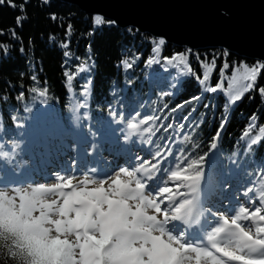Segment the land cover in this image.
<instances>
[{"label": "snow or ice", "instance_id": "snow-or-ice-1", "mask_svg": "<svg viewBox=\"0 0 264 264\" xmlns=\"http://www.w3.org/2000/svg\"><path fill=\"white\" fill-rule=\"evenodd\" d=\"M29 2L22 0L17 5L16 0H0V6L8 5L18 10L15 26L10 29L17 43L22 40L17 28L22 30L30 20ZM44 4L51 7V0H44ZM219 14L226 20L231 19L230 9ZM49 18L59 20L56 12L50 13ZM89 21L87 49L94 55L95 39L105 29L119 30L120 20L97 12L90 14ZM73 28L72 23L67 24L65 36L69 39L60 45L61 49L69 48ZM124 31L134 40L149 38L141 34V28L136 27L134 21L129 22ZM6 34L0 29V36ZM49 39L55 41L56 37ZM149 43L150 52L160 54L168 41L165 34L156 33ZM233 47L228 43V47L221 50L222 68L214 87L206 86L208 72L201 79L188 67V55L209 67L193 48L164 57L169 63L179 58L181 64L176 67L186 68L198 84L205 85L199 94L173 107L171 113L193 101L199 102L205 92L217 93L218 90L228 92L232 104L241 101L245 93L252 94L249 99H255L258 93L264 102V86H258V79L264 75V56L252 63L233 64L230 63ZM0 49L7 53L9 46L0 45ZM25 51V47L19 48L20 53ZM70 55L69 51L63 52L66 58ZM137 60L143 62L139 57ZM216 61L217 57L212 55L211 68L216 67ZM147 63L152 65L159 61L150 56ZM5 64L6 61L0 63V70ZM121 65L126 69L134 67L127 59H122ZM229 68H235V73L226 89L225 70ZM80 71L85 68L81 67ZM37 79L36 75L31 76L33 84ZM133 83L127 80L125 87ZM116 84L112 81L113 86ZM25 91L20 88L16 99L23 101ZM31 91L43 103H48L47 87L34 86ZM84 92L85 96L90 95L87 88ZM112 97L118 99L115 90ZM0 100L7 105L9 96L0 97ZM119 103L122 101L114 107L112 101L105 98L106 111H97L95 123L91 116L85 121L76 110L65 116L63 109H57L55 104L37 110L27 128L21 123V116L13 115L7 108L3 110L9 122L5 126L4 115L0 113V141L5 138L11 141L0 143V256L9 264H189L193 258L195 264H264V226L244 223L264 221V192L261 205L254 211L249 207L237 210L233 204L237 196L232 183L238 179L235 174L224 173L222 164L206 154L197 155L200 147L197 143L191 144L187 155L181 150L179 157L169 145H164L163 151L159 146L156 151L144 147L143 133L154 135V131L143 126L159 117L146 115L139 119L141 113L133 98L128 100L127 115L119 109ZM203 106L209 108L207 103ZM89 107L87 103L81 105L82 110ZM12 108L15 110V105ZM27 111L31 113L32 108ZM195 111L193 107L192 112ZM192 112L184 119L188 120ZM200 123L206 121L201 118ZM227 124L228 118L221 117L211 137L212 149L217 148ZM160 127L168 132L172 125ZM184 127L180 125L181 129ZM146 143L152 145L154 141L148 138ZM261 147L264 141L253 140L247 149L250 163L260 170V178L264 180V156L259 155ZM108 156L112 157L111 161ZM205 162L207 175L203 167ZM93 164L96 166L90 167ZM173 166L177 170L173 171ZM56 169L53 177L51 173ZM168 172H171L169 181L175 182V191L161 186ZM36 174L55 182H39ZM182 188L188 192L181 191ZM230 189L231 195H225ZM248 192H252V188H247L244 194ZM209 217L217 224L211 232H207L206 227H196L202 221L210 227Z\"/></svg>", "mask_w": 264, "mask_h": 264}, {"label": "trees", "instance_id": "trees-1", "mask_svg": "<svg viewBox=\"0 0 264 264\" xmlns=\"http://www.w3.org/2000/svg\"><path fill=\"white\" fill-rule=\"evenodd\" d=\"M21 2L22 0H16L17 5ZM52 12L58 14V21H52L49 18ZM27 13L30 20L25 22L22 30L17 28V32L22 37L21 42L17 43L11 37L10 29L15 26L18 10L8 5L0 6V29L8 33L0 36V45L9 46L7 53L0 49V63L6 61L4 69L0 70V97L9 96L7 105L0 100V113L4 115L5 126L9 123L7 113L3 111L5 108L13 115H20L21 123H24V127L27 128L28 123H31L32 115L37 110L52 104H55L57 109H63L65 116H70L72 111L76 110L81 112L83 119L91 116L92 122L95 123L97 111H106L105 98L112 101L114 107L122 101L119 103V109L123 111V114L127 112V108L124 107L128 106L129 98H133L137 110L141 113L139 119H144L146 115L159 117L163 111H166L168 122L176 117L175 113H171L173 107L201 92L202 85L196 82L192 74L182 66L176 67L181 64L179 58L171 63L164 58L184 52L186 47L168 43L160 54L151 53L149 42L152 36L141 33L148 35V40H134L123 28L105 29L95 39L93 55L87 49L90 15L85 14L77 6L51 0V7H49L44 4V0H30ZM68 23L74 26L73 36L70 38L69 48L61 49L60 45L69 39L65 36ZM51 36H55L56 40H50ZM21 46L25 47V53L19 52ZM221 50L217 48L194 51L201 54V61L207 62L209 67H204L191 55L187 57L188 67L201 79L203 74L208 72L207 87H214L220 78ZM64 51H69L71 55L64 57ZM141 53L142 56H140ZM212 55L217 57L215 68L210 67ZM150 56L159 63L149 65L147 60ZM138 57L143 62H138ZM122 59L134 63V67L124 68L121 65ZM253 61L255 60L233 53L230 57V63L233 64ZM81 67H84L85 71L81 72ZM234 73L235 68L225 70L226 89L229 88V79ZM32 75L38 78L35 84L31 81ZM127 80H132L133 85L125 87ZM89 81L91 84L88 83ZM112 81L117 82L116 86L112 85ZM34 86L49 89L47 104L43 103L37 94L32 93L31 88ZM258 86H264V75L258 79ZM20 88L26 89L23 101L16 99ZM85 88L90 95L85 96ZM234 89L235 85H233ZM113 90L117 93V100H113ZM250 95L252 94L245 93L241 101L232 104L231 95L218 90L217 93L206 92L199 102L193 101L192 104L185 105L181 109L180 117L187 116L189 112H192L193 107L196 111L192 112V115L184 122L185 127L181 129L177 157L180 156L181 150L184 155H187L192 143L200 145L197 155H210L213 151L211 137L219 125L220 118L227 117L228 124L220 137L221 154L218 161L222 164L224 173L228 175L235 170L242 157H244V168L253 170L254 164L250 163L251 157L248 155L247 146L251 145L253 140L258 143L264 141V102L261 101L258 93L255 94V99H249ZM85 103L90 107L82 110L81 105ZM205 103L209 104L208 109L204 108ZM165 104L168 105L167 108L164 107ZM12 105H15V110ZM29 107L32 108L31 113L27 111ZM201 118L206 123L201 124ZM163 119L164 116L144 126L154 129ZM259 155L264 156V147H261ZM259 183L264 190V180L260 177ZM0 264H9V262L0 256Z\"/></svg>", "mask_w": 264, "mask_h": 264}, {"label": "water", "instance_id": "water-1", "mask_svg": "<svg viewBox=\"0 0 264 264\" xmlns=\"http://www.w3.org/2000/svg\"><path fill=\"white\" fill-rule=\"evenodd\" d=\"M85 14L136 22L141 33L166 35L168 43L193 51L222 49L251 60L264 56V0H58ZM231 10V19L219 13Z\"/></svg>", "mask_w": 264, "mask_h": 264}, {"label": "rangeland", "instance_id": "rangeland-1", "mask_svg": "<svg viewBox=\"0 0 264 264\" xmlns=\"http://www.w3.org/2000/svg\"><path fill=\"white\" fill-rule=\"evenodd\" d=\"M175 122V121H174ZM180 125V124H179ZM118 135H119V132L117 133ZM146 133H143V136L145 137V143L143 144V146L144 147H150L151 148V145H148L147 143H146V140L148 139V138H151L152 137V135H151V137H146V135H145ZM173 136L172 137H176L177 135H175V134H172ZM153 138V137H152ZM138 143H139V141H138ZM169 144V143H168ZM172 144V142L170 143V145ZM165 145H167V142H166V144ZM152 149V148H151ZM154 150V149H153ZM152 150V151H153ZM141 155H143V153H140ZM110 158V159H109ZM22 159H23V157H22ZM108 160L109 161H111L112 160V157L110 156V157H108ZM172 170L174 171V169H173V167H172ZM79 176V175H78ZM171 176V172H168L167 174H164V181H165V183L164 184H162L161 186H166V182H168L169 181V177ZM52 181V180H51ZM51 181H49L50 183H51ZM170 182V184L168 185L169 187H171V188H175L176 187V185H175V182H172V181H169ZM243 187V188H242ZM233 188L234 189H236V192H237V196H236V198H238L239 200L240 199H242L243 197H246V200L249 202V204H250V208L251 207H254L253 209H252V211H254V209H255V207H259L260 205H261V203H262V194H260V193H258L257 192V190L256 189H254L252 186H250V187H246V186H244V185H242L241 184V181L238 179H235V180H233ZM247 188H252V192H248L247 193V195H245L244 193L246 192V190H247ZM181 191H183V192H188V190L187 189H184V188H182L181 189ZM232 191V190H231ZM225 195H227V193L225 194ZM250 201H251V203H250ZM225 203H226V201H225ZM243 204V203H242ZM258 220V219H257ZM251 224H252V226L253 227H255L256 226V224H257V221H255V222H251ZM260 226H264V223H262V222H260ZM189 264H195V261H194V258L193 259H191L190 261H189Z\"/></svg>", "mask_w": 264, "mask_h": 264}, {"label": "bare ground", "instance_id": "bare-ground-1", "mask_svg": "<svg viewBox=\"0 0 264 264\" xmlns=\"http://www.w3.org/2000/svg\"><path fill=\"white\" fill-rule=\"evenodd\" d=\"M106 154V153H105ZM96 165H94L93 164V166L92 167H95ZM55 171H58V169H56ZM62 174V173H61ZM207 175V174H206ZM42 178V177H41ZM42 179H44V178H42ZM170 184V182L168 181V182H166V186H168ZM169 187V186H168ZM174 191H175V188H172ZM184 189H186V188H184ZM231 190L229 191V194L231 195ZM246 199V197H243V200H242V202H240V203H243L242 204V206L241 207H249L250 208V204H249V202L247 201V200H245ZM238 202H236V201H233V204L235 205V204H237ZM239 203V204H240ZM225 204H227V203H225ZM228 207H232V205H228ZM240 208V207H239ZM239 208L237 209V210H239ZM254 207H251L250 209H253ZM235 214V213H234ZM213 220H214V218H207V223L208 224H210L211 226H214V225H216V223H214L213 222ZM252 221H245L244 223L245 224H248V223H251ZM177 223H180V222H177ZM210 226V227H211ZM203 227H206V229H208L209 227H207L205 224L203 225Z\"/></svg>", "mask_w": 264, "mask_h": 264}]
</instances>
